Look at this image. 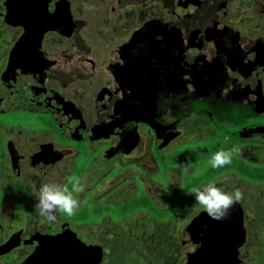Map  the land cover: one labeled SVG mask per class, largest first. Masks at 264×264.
Here are the masks:
<instances>
[{"label":"flooded vegetation","instance_id":"af4514ba","mask_svg":"<svg viewBox=\"0 0 264 264\" xmlns=\"http://www.w3.org/2000/svg\"><path fill=\"white\" fill-rule=\"evenodd\" d=\"M71 175L50 223L38 189ZM212 181L243 193L222 221L191 194ZM189 231L264 264V0H0V264H181Z\"/></svg>","mask_w":264,"mask_h":264},{"label":"clouds","instance_id":"9594fccd","mask_svg":"<svg viewBox=\"0 0 264 264\" xmlns=\"http://www.w3.org/2000/svg\"><path fill=\"white\" fill-rule=\"evenodd\" d=\"M239 151L238 147L220 149L211 155L208 163L214 169L223 168L232 163L233 156ZM197 174H200L199 170ZM84 191L85 185L75 175L68 176L64 185L54 182L43 183L38 189L34 209L40 217L50 223L57 220V213L74 216L80 208L78 195ZM191 194L208 216L217 221L227 219L229 210L243 199V193L239 188L227 192L218 187L214 181L200 187H193Z\"/></svg>","mask_w":264,"mask_h":264},{"label":"water","instance_id":"95a60500","mask_svg":"<svg viewBox=\"0 0 264 264\" xmlns=\"http://www.w3.org/2000/svg\"><path fill=\"white\" fill-rule=\"evenodd\" d=\"M189 232H190V240H189L188 244L185 245L186 255H185V258L181 264H209L207 262V259H206L207 250H208V248H206V247L201 248L203 250V252L199 253V256L201 258H200V260H197V258H196V256L198 255L196 252L197 248L193 243V240H194V238H196L195 237L196 235L192 231H189ZM230 233H232V232H230ZM239 233H240V235L242 234L241 232H237V234H239ZM217 234H220L221 236L218 237ZM228 234L229 233L227 231H216L215 232L214 241H215L216 245L214 248L216 251H221L223 253V251L225 250V247L223 245H221V246H219V245L223 244V240H225V237H227ZM198 237H199V239H201L203 241L208 240L207 234L203 233V231L198 233ZM242 241H243V238H242ZM61 247L62 246H60V248ZM236 247H237V245H232L231 248L236 249ZM57 250H58L57 245L52 243L46 250H44L42 252V255H44V256H62L63 253L58 252ZM36 264H53V262H36ZM54 264H63V262H54Z\"/></svg>","mask_w":264,"mask_h":264},{"label":"rangeland","instance_id":"374dc122","mask_svg":"<svg viewBox=\"0 0 264 264\" xmlns=\"http://www.w3.org/2000/svg\"><path fill=\"white\" fill-rule=\"evenodd\" d=\"M171 260H173V258H171Z\"/></svg>","mask_w":264,"mask_h":264}]
</instances>
